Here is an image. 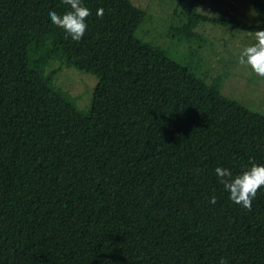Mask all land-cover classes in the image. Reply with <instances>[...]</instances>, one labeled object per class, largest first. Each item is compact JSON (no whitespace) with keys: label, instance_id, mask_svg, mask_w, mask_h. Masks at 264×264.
Returning <instances> with one entry per match:
<instances>
[{"label":"trees","instance_id":"16d2710c","mask_svg":"<svg viewBox=\"0 0 264 264\" xmlns=\"http://www.w3.org/2000/svg\"><path fill=\"white\" fill-rule=\"evenodd\" d=\"M82 4L73 42L48 15L63 0H0V264H264V187L249 211L215 175L264 165V115L136 37L131 0ZM197 6L178 33L228 24ZM53 61L97 77L88 112Z\"/></svg>","mask_w":264,"mask_h":264},{"label":"rangeland","instance_id":"374dc122","mask_svg":"<svg viewBox=\"0 0 264 264\" xmlns=\"http://www.w3.org/2000/svg\"><path fill=\"white\" fill-rule=\"evenodd\" d=\"M131 2L147 13L136 37L161 47L171 59L188 66L207 84L215 81L225 97L264 115V78L238 64L243 49L255 43L254 32L264 30L250 0H198V13L223 18L228 24L201 21L190 39L177 32L186 23L191 0ZM46 71L54 72L55 86L66 92L79 111H89L97 83L95 75L58 61L49 63Z\"/></svg>","mask_w":264,"mask_h":264},{"label":"clouds","instance_id":"9594fccd","mask_svg":"<svg viewBox=\"0 0 264 264\" xmlns=\"http://www.w3.org/2000/svg\"><path fill=\"white\" fill-rule=\"evenodd\" d=\"M63 3L69 6L68 11L63 15H59L55 11H50L48 15L52 24L63 30L66 39L70 38L73 42H79L84 37L88 28L86 19L91 15V12L83 6L82 0H63ZM103 14V9H97V17H102ZM254 36L255 43L243 49L238 57V64L247 66L258 77L264 78V30L254 32ZM250 164L249 169L242 171L241 174L235 177H233L232 172L227 168L217 167L215 169V175L219 179V182L230 194L229 199L234 204L240 205L243 209L249 211L251 210L252 201L255 199L258 190L264 187V165H257L251 161ZM209 203L216 204V197H211ZM218 264H228V261L221 258Z\"/></svg>","mask_w":264,"mask_h":264}]
</instances>
